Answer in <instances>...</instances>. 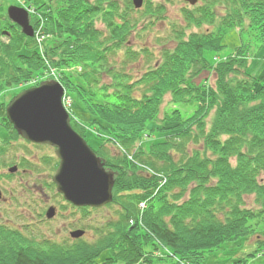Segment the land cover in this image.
Wrapping results in <instances>:
<instances>
[{"label":"trees","instance_id":"obj_1","mask_svg":"<svg viewBox=\"0 0 264 264\" xmlns=\"http://www.w3.org/2000/svg\"><path fill=\"white\" fill-rule=\"evenodd\" d=\"M34 2L31 23H42V48L0 3V127L7 133L0 156L19 138L6 115L13 91L58 77L72 99L73 128L96 142L90 145L115 174L106 206L117 205L119 217L95 227L92 242L60 244L0 222V264H160L165 259L154 251L165 248L185 264H222L207 263V255L254 237L264 223V84L257 87L248 72L244 38L264 42V0H200L181 8L186 27L172 30V44H162L159 56L131 40L166 19L162 2L145 0L140 9L132 0ZM234 29L241 45L212 62L206 53L218 58ZM141 58L145 72L133 79L129 69ZM74 108L83 110L82 120ZM48 158L43 164L55 171L58 160ZM37 165L26 159L21 168ZM163 174L167 182L157 189ZM249 195L258 207L246 206ZM73 208L83 217L90 209ZM258 243L254 254H264V241Z\"/></svg>","mask_w":264,"mask_h":264},{"label":"rangeland","instance_id":"obj_2","mask_svg":"<svg viewBox=\"0 0 264 264\" xmlns=\"http://www.w3.org/2000/svg\"><path fill=\"white\" fill-rule=\"evenodd\" d=\"M37 1L45 3L53 2L52 5H59L61 0ZM154 1L162 2L167 6L166 19L162 22H158L152 27V29L149 28L147 32L142 34V36L134 37L131 40V45L135 48L140 46L155 47L159 56L158 50L159 48L161 49L162 44H172V30L174 28L181 29L186 27V22L183 21L181 11V8L185 7L186 3L177 0ZM0 3L1 10L3 11H7L11 6H22L28 10L29 4L37 5L34 0H0ZM137 15L139 16V14ZM30 24L32 25L31 20ZM99 27L104 28L102 23H99ZM244 38L250 43L248 72L258 80L257 87H259L264 84V42L256 39H249L247 33L244 34ZM158 41H161L160 46ZM223 41L225 47L219 53L218 58L233 53L236 48L241 45L242 35L238 29H234L225 35ZM206 55L212 62H216V59H214V56L210 52H207ZM118 61L119 63H117V66L121 65V60L118 59ZM144 61L145 59L141 58L140 63L136 64V67H130L129 73L132 75L133 79L141 77L145 72V68L142 66ZM55 79L58 80L59 78L56 77ZM214 79L215 74L212 73L209 77V82H214ZM105 81L108 82L109 79H105ZM32 85L33 83L25 84L21 88L15 89L13 93L17 94ZM13 93H9V95ZM9 95L7 96V99H9ZM169 99L170 95H167L165 108H167L166 104ZM62 102L66 110L69 112L70 117H73L69 110L72 102L71 96L66 93L65 87ZM180 105L181 104H178V106ZM74 111L78 118L82 120L84 115L83 110L81 108H74ZM4 132L5 131L0 127V137L4 136ZM89 138L90 136H88V139ZM92 139H94L93 136ZM11 142L13 143L9 146L7 153L4 156H0V191H3V198L0 199V222L20 229L27 236L33 235L37 241H43V239H46L60 244L63 242H77L76 240L81 238L87 242H92L99 236L98 232L94 229L95 227L102 228L108 219H116L119 217L116 212L118 206L115 204L100 208L96 211L89 209L86 217H83L81 210L74 209L72 205L63 198V195L58 193L56 185L54 186L55 188L51 186L52 176L56 171L53 169L51 170L53 166L50 164H43V158L50 157L52 162H55L57 159L59 163L58 157L54 154V148L51 146L37 147L36 145H27V143H24L27 145L24 146L15 140H10L9 143ZM90 144L94 147L98 146L93 140H90ZM91 145L90 147L93 149ZM111 146L108 145L109 149L115 153L116 148ZM26 159H28L33 165L34 163L38 164L37 170L32 168L30 171L28 168L24 167V169L20 168L17 173L12 174L9 172V167L11 165L16 166L19 162L21 164ZM136 164L141 166L145 172L154 175L153 170L148 166L140 164L139 162ZM162 176L163 179L159 181L160 184L157 189L162 187V181L167 182V176L164 174ZM262 177L264 178V175ZM245 204L249 207L259 206L255 195L246 196ZM50 207H54L57 212L56 216L51 220L46 218L47 211ZM81 218L83 219L81 220ZM25 227H28V232H26ZM76 229H84L85 234L78 238L72 237L70 232ZM258 241H264V223H261V228L254 237L247 240L240 238L235 242L226 245V248L218 250L214 254H208L206 262H219L222 264H264V254H254L256 246L259 245ZM146 247L147 251L151 250V246ZM164 250V252L154 251V254H160V256L165 259L164 263L160 264H185L181 259L175 260L177 258H170L167 254H172L174 257H176V255L170 253V250L166 248ZM237 259H240L239 262L233 263V261Z\"/></svg>","mask_w":264,"mask_h":264},{"label":"water","instance_id":"obj_3","mask_svg":"<svg viewBox=\"0 0 264 264\" xmlns=\"http://www.w3.org/2000/svg\"><path fill=\"white\" fill-rule=\"evenodd\" d=\"M185 1L195 4L198 0ZM133 2L137 8L143 5V0ZM8 16L25 34L33 35L27 9L11 6ZM63 94L64 87L60 82H41L15 96L7 106V116L23 138L55 148L60 161L53 181L67 201L78 207H103L113 200L115 175L105 168L101 158L72 127L69 112L62 102ZM55 214L56 209L50 207L47 217L52 218ZM83 234L84 230L80 229L71 232L74 238Z\"/></svg>","mask_w":264,"mask_h":264},{"label":"flooded vegetation","instance_id":"obj_4","mask_svg":"<svg viewBox=\"0 0 264 264\" xmlns=\"http://www.w3.org/2000/svg\"><path fill=\"white\" fill-rule=\"evenodd\" d=\"M6 135H7V133H5ZM16 141H19L22 145H24L25 146V144L27 143L26 142V140L24 139V138H19L18 140H16ZM19 143V144H20ZM25 143V144H24ZM22 164V163H21ZM21 164H20V162L17 164V166L19 167V169H20V167H21Z\"/></svg>","mask_w":264,"mask_h":264},{"label":"bare ground","instance_id":"obj_5","mask_svg":"<svg viewBox=\"0 0 264 264\" xmlns=\"http://www.w3.org/2000/svg\"><path fill=\"white\" fill-rule=\"evenodd\" d=\"M106 168V167H105ZM54 217H52V219H53Z\"/></svg>","mask_w":264,"mask_h":264}]
</instances>
